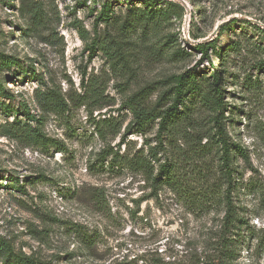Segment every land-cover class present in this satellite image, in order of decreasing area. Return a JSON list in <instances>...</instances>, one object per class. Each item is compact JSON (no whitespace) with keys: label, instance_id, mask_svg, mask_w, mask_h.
I'll use <instances>...</instances> for the list:
<instances>
[{"label":"rangeland","instance_id":"1","mask_svg":"<svg viewBox=\"0 0 264 264\" xmlns=\"http://www.w3.org/2000/svg\"><path fill=\"white\" fill-rule=\"evenodd\" d=\"M105 1L111 13L98 21ZM144 1L0 0V240L37 264H197L210 252L223 205L197 211L190 197L152 188L106 153L131 155L157 144L158 119L139 130L124 102L150 86L146 102L154 104L170 75L225 70L226 129L248 156L235 157V179L264 186V64L256 67L264 59L257 30L264 29V0ZM95 36L101 45L121 42L127 63L100 47L92 52L86 42ZM214 38L219 50L237 43L225 50L222 67L213 52L193 49ZM40 93L65 104L42 107ZM24 105L41 119L47 144L4 135L16 118L27 122ZM205 116L201 109L198 124ZM170 143L165 136L159 162L177 163L189 188H197L195 177L214 174L216 148L197 157L183 140ZM231 195L255 230L264 227L260 197L242 189ZM0 264L16 263L0 252ZM233 264H264V254L243 248Z\"/></svg>","mask_w":264,"mask_h":264},{"label":"trees","instance_id":"2","mask_svg":"<svg viewBox=\"0 0 264 264\" xmlns=\"http://www.w3.org/2000/svg\"><path fill=\"white\" fill-rule=\"evenodd\" d=\"M145 4L154 5L155 0H145ZM168 8L174 6L171 1L166 2ZM111 13L110 5L107 1L103 2L101 9L96 16L99 21L107 20ZM156 13H148L150 19L154 18ZM264 33V29L257 28ZM220 33L225 28H220ZM95 36L89 44V49L94 52L96 48H101L112 61H121L127 63L128 57L122 48V43L111 40L100 44ZM236 42L227 44V48H235ZM100 45V46H99ZM239 45V44H238ZM221 47L218 49L217 38L207 42H199L194 45L196 51H200L206 57L213 52L224 64L225 50ZM224 54H222V52ZM0 57L3 58L2 54ZM5 60V59H4ZM13 61V60H12ZM264 59H259L256 66L261 69ZM222 69V68H220ZM216 69L209 73L208 76L197 74L194 69H188L180 74H173L162 81L164 88L160 90L159 98L154 104L146 102V91L150 86H145L132 95L128 96L124 102L132 114V124L139 130L152 120L158 119L156 131L157 144L148 146L146 151L139 149L133 154L124 156L118 155L111 148L106 152L111 156V163L115 160L123 159L125 165L134 172L142 174L145 181L149 182L152 188L158 190L167 186L177 194L183 193L192 199V205L197 211L209 212L216 206L223 205L224 214L221 220L220 229L216 239L211 241L210 252L204 254L203 260H197L201 264H233L243 248H254L259 255L264 254V227L255 230L248 222L245 213L241 212L233 202L232 192L240 191L257 195L264 201V186L258 181L241 182L235 179L234 159L242 157L247 159V153L239 143L233 141L226 129V116L224 109L226 107L223 101V74L225 70ZM39 102L42 107L61 108L65 103L61 98L52 99L45 93L38 94ZM54 97L55 94H52ZM195 99V103L194 100ZM168 104V105H167ZM197 104V106H195ZM167 105L164 108L161 106ZM6 107V112L9 113ZM202 111L206 119L203 124H198V114ZM25 120L23 124L16 120L10 123L3 130L4 135L16 138L27 144L45 145L48 138L41 131V119L36 118L26 105L23 108ZM28 121H35V125H30ZM104 125L109 123V119H103ZM131 125L128 126L130 128ZM260 129V138L264 146V127ZM101 135V132H100ZM165 136H168L172 144L173 141L183 140L188 145V153L197 157L204 155L205 152L212 150L213 147L219 153L218 167L214 174L198 176L196 183L197 188H189L186 183L184 174L179 171V166L173 160L167 158L164 162H159L158 151L164 149L163 143ZM204 143H201L202 140ZM162 147V148H161ZM155 163L156 166H155ZM18 186V185H17ZM0 252L4 254L6 260L14 259L16 264H37L21 253L13 252L10 245L0 240Z\"/></svg>","mask_w":264,"mask_h":264},{"label":"water","instance_id":"3","mask_svg":"<svg viewBox=\"0 0 264 264\" xmlns=\"http://www.w3.org/2000/svg\"><path fill=\"white\" fill-rule=\"evenodd\" d=\"M219 27V26H218ZM218 29V28H217ZM217 29L213 32V34L217 31Z\"/></svg>","mask_w":264,"mask_h":264}]
</instances>
